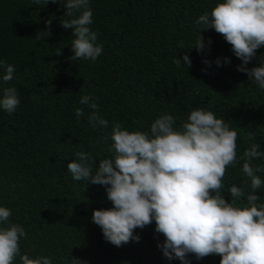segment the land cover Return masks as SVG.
<instances>
[{"label":"trees","instance_id":"16d2710c","mask_svg":"<svg viewBox=\"0 0 264 264\" xmlns=\"http://www.w3.org/2000/svg\"><path fill=\"white\" fill-rule=\"evenodd\" d=\"M219 2L90 0L89 27L103 47L101 55L90 60L71 59L74 29H65L62 22L80 13L65 15L66 0H50L47 5L0 0V61L15 68L8 82L0 68V99L9 87L16 88L20 98L11 114L0 107V206L12 213L0 227L18 224L25 229L21 255L46 256L52 264H183L164 256L166 238L156 231L154 219L134 229L138 241L121 246L109 242L93 221L95 210L114 207L106 186L75 181L67 169L79 151L90 153L96 166L114 158L109 149L116 122L150 132L151 124L164 114L172 115L174 128H179L192 110L214 112L238 133L237 162L228 166L221 194L230 202V187L248 183L237 202L247 206L253 190L251 178L243 172L244 152L256 143L264 153V89L238 66L252 69L264 64V45L247 65L214 28L202 30L203 50L193 47L201 36L197 19ZM185 54L190 67L183 65ZM176 58L180 66L173 63ZM85 95L108 120L107 128L89 124L92 110L79 102ZM79 107L85 115L77 118ZM251 165L261 169L255 174L262 186L254 193L261 204L264 155ZM187 259L189 264H220L221 256L197 258L189 253ZM14 264H22L19 256Z\"/></svg>","mask_w":264,"mask_h":264},{"label":"clouds","instance_id":"9594fccd","mask_svg":"<svg viewBox=\"0 0 264 264\" xmlns=\"http://www.w3.org/2000/svg\"><path fill=\"white\" fill-rule=\"evenodd\" d=\"M34 2L47 5L50 0ZM65 7L69 17L80 13L62 22L65 29H74L71 59L95 60L103 47L96 43L97 33L89 27L93 22L90 0H66ZM196 23L201 36L193 47L203 50L202 30L214 28L247 65L264 45V0H221L210 14L200 15ZM47 24L50 28L51 19ZM183 61L190 67L187 54ZM173 63L182 64L179 58ZM0 68L4 69L3 81H11L14 66L0 61ZM238 70L247 72L264 89V64L252 69L238 66ZM79 102L92 110L89 124L94 128L108 127V120L99 115L97 104L90 102L89 96H82ZM19 104L17 89H4L0 107L11 114ZM84 115L83 107L76 109L77 118ZM175 124L170 114L155 119L150 132L129 130L116 122L109 149L114 151V158L102 159L96 166L90 153L74 154L75 159L67 164L72 178L106 186L108 199L114 205L112 209L95 210L94 223L102 228L109 242L121 246L132 239L138 241L140 237L133 236L134 229L150 225L154 219L156 231L166 238L162 245L164 256L169 260L178 258L183 264H189V253L197 258L219 255L220 264H264V203L258 204L259 196L254 194L262 186L261 178L255 174L261 169L251 165L254 158L264 155L258 151L260 145L253 143L244 152L243 172L251 178L253 191L247 195V206L240 207L237 202L245 195L248 183L230 187V202L221 194L228 166L237 162V131L214 112L203 109L192 110L179 128H174ZM11 215L9 208L0 206V224ZM26 236L21 225L0 227V264H14L17 256L22 264H52L46 256L30 258L20 254V241Z\"/></svg>","mask_w":264,"mask_h":264}]
</instances>
